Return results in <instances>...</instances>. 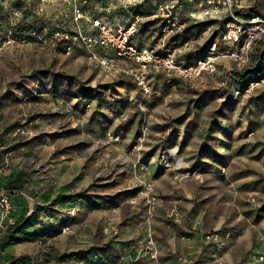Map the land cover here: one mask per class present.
<instances>
[{"label": "rangeland", "instance_id": "rangeland-1", "mask_svg": "<svg viewBox=\"0 0 264 264\" xmlns=\"http://www.w3.org/2000/svg\"><path fill=\"white\" fill-rule=\"evenodd\" d=\"M236 2L234 14L244 28L252 20L264 21V0ZM140 3L132 8L143 17L135 44L173 53L176 60L180 55L176 49L188 40L208 42L201 49L206 55L201 60L216 44L222 55L216 71L190 79L156 73L151 92L145 94L125 74L133 67L130 62L120 64L116 77H107L78 41L72 45L62 37L65 31L74 34L85 26L74 23L75 8L88 18L114 22L127 16L130 0H0V113L4 116L0 179L16 171L28 175L31 215L32 183L43 179L47 186L67 185L80 212L77 207L67 212L63 211L67 206L58 208L64 221L59 234L73 232L65 228L72 227L74 212L80 213V226L83 222L105 225L107 233H114L119 216L124 221L140 219L148 212L154 214L157 206L165 220L178 224L181 215L177 221L172 214H180L184 182L191 180L190 188L201 191L196 199L203 208V223L211 228L222 225L209 235L243 240V230L251 228L253 248L244 259L247 264L260 261L264 257V36L252 40L245 36L231 49L225 42L215 43L232 19L206 17L208 0H184L176 10L182 28L168 36L166 21L152 18L154 6L146 0ZM180 34L184 36L178 38ZM247 41L249 47L242 55L246 61L230 59ZM191 55L195 59L186 67L198 63L197 54ZM5 124L15 126L7 135L2 133ZM3 221L0 214V235L6 231ZM59 234L54 238L59 240ZM72 241L68 237L60 247H69ZM38 249L30 246L25 252L39 256Z\"/></svg>", "mask_w": 264, "mask_h": 264}, {"label": "crops", "instance_id": "crops-1", "mask_svg": "<svg viewBox=\"0 0 264 264\" xmlns=\"http://www.w3.org/2000/svg\"><path fill=\"white\" fill-rule=\"evenodd\" d=\"M155 1L146 0V3L153 5ZM183 36L184 34H180L177 37ZM222 36L221 31L214 42H223ZM224 44L230 45V49L234 45ZM205 45H209L208 42L188 40L176 49L180 52L177 61L187 66L194 57L191 54L196 53V63L206 56L203 55V50L201 52ZM195 63L192 65H196ZM3 118L0 113V122ZM14 128L15 126L5 124L2 133L7 135ZM190 181L184 182L182 195L185 204L181 207V222L178 224L165 220L167 217H164L162 207L157 206L154 214L148 212L147 216L144 214L140 219L132 217L124 221L119 216L120 223L113 229L114 233H107L105 225L95 226L83 222L80 226V213L74 212L73 217H70L72 227L66 226L73 232L59 234L64 221L59 219L63 212L58 208L67 206L63 210L67 212V209L75 210L77 207L80 212L78 201L74 195L69 194L68 186H47L43 179L32 183L35 191L34 212L31 215L30 202L26 199L28 175L24 171H16L4 176L0 179V196L8 194L12 205L8 219H12L14 224H10L8 219L4 220L6 231L4 235H0V264H247L244 258L253 248L252 229L243 230V240L228 237L208 240L209 233L221 229L222 225L211 228L207 222L203 223V208L200 203L197 204L196 199L201 196V191L191 189ZM192 182L198 185V180ZM0 214L2 215L1 208ZM57 234L61 236L59 240L54 238ZM107 234L113 236L109 238ZM68 237L74 240L72 244L60 247ZM32 238L35 240L32 241ZM149 239L154 243L151 247H146ZM53 241L57 243H51ZM111 241L114 243L111 244ZM30 246L39 248V256L25 252ZM252 264L264 263L255 259Z\"/></svg>", "mask_w": 264, "mask_h": 264}, {"label": "built area", "instance_id": "built-area-1", "mask_svg": "<svg viewBox=\"0 0 264 264\" xmlns=\"http://www.w3.org/2000/svg\"><path fill=\"white\" fill-rule=\"evenodd\" d=\"M183 1L184 0H156L153 4L155 12L152 18H160V20L166 21L167 28L165 32L169 29L168 32H166L168 36H171L182 28V19L177 17L176 10L180 8ZM192 1L193 0H190V2ZM140 2L141 0H130L132 7H130L127 16H121V18L114 22H105L104 19L101 20L100 18H88L81 9L75 8L74 23L77 25L83 22L85 26L79 28L74 34L65 31L66 35L62 36L58 34V36H62L66 40H71L68 42L72 45L73 42L78 41L88 54L89 59L96 64L107 77H116L120 72V64L130 62L133 67L125 69L126 73H124L132 78L145 94L151 92L152 77L156 73H174L182 79H190L199 77L202 72L214 73L216 71L217 60L222 56L219 55L220 53L216 52V44H214L211 49L210 55L204 60H199L194 67L181 65L176 60L173 53L162 54L155 49L138 47L134 41L143 24V17L132 10V8L138 6ZM208 3L210 8L208 11L204 12L206 17L213 20H220L224 17H230L232 19L226 24L223 42L239 44L245 36L248 40L264 36V21L257 22L258 19L252 20L250 22L251 24L244 28L243 23L234 14V10L237 8L236 0H208ZM199 14L200 12L198 14L195 13V17H197V15L199 16ZM71 44L68 47V54H70L72 49ZM248 44L249 41L243 44L240 53H232L229 58L235 61L241 60V63H244L246 59H244L242 55L249 47ZM0 208L3 216L2 220L8 219L12 211V205L8 194L0 196ZM172 216H174L177 221L180 218L179 212L174 211ZM8 221L10 224H14L12 219H8ZM69 230V228H65V231ZM207 239L216 241L218 240V235H209ZM153 243L154 242L149 239L146 242V247H151ZM259 259L264 262V257H260Z\"/></svg>", "mask_w": 264, "mask_h": 264}, {"label": "trees", "instance_id": "trees-1", "mask_svg": "<svg viewBox=\"0 0 264 264\" xmlns=\"http://www.w3.org/2000/svg\"><path fill=\"white\" fill-rule=\"evenodd\" d=\"M28 241H30V239H27ZM35 240V238H32V241H34Z\"/></svg>", "mask_w": 264, "mask_h": 264}]
</instances>
